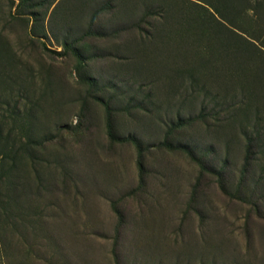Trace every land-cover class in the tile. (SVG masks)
I'll return each instance as SVG.
<instances>
[{
	"label": "rangeland",
	"instance_id": "obj_1",
	"mask_svg": "<svg viewBox=\"0 0 264 264\" xmlns=\"http://www.w3.org/2000/svg\"><path fill=\"white\" fill-rule=\"evenodd\" d=\"M0 264H264V0H0Z\"/></svg>",
	"mask_w": 264,
	"mask_h": 264
}]
</instances>
